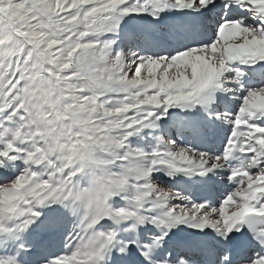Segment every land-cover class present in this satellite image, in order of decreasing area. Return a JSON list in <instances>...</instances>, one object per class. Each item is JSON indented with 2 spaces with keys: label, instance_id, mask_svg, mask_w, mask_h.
<instances>
[{
  "label": "snow or ice",
  "instance_id": "6c2138e0",
  "mask_svg": "<svg viewBox=\"0 0 264 264\" xmlns=\"http://www.w3.org/2000/svg\"><path fill=\"white\" fill-rule=\"evenodd\" d=\"M0 264H264V0H0Z\"/></svg>",
  "mask_w": 264,
  "mask_h": 264
}]
</instances>
